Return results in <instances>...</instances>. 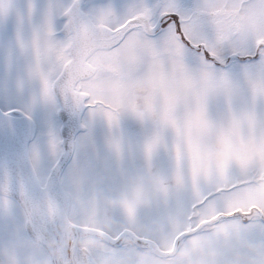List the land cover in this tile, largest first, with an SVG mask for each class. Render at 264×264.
<instances>
[{"label": "snow or ice", "instance_id": "6c2138e0", "mask_svg": "<svg viewBox=\"0 0 264 264\" xmlns=\"http://www.w3.org/2000/svg\"><path fill=\"white\" fill-rule=\"evenodd\" d=\"M0 264H264V0H0Z\"/></svg>", "mask_w": 264, "mask_h": 264}]
</instances>
